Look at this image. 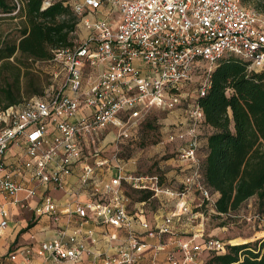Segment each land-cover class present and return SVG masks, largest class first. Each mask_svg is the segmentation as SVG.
<instances>
[{
    "label": "built area",
    "instance_id": "obj_1",
    "mask_svg": "<svg viewBox=\"0 0 264 264\" xmlns=\"http://www.w3.org/2000/svg\"><path fill=\"white\" fill-rule=\"evenodd\" d=\"M84 35L53 50L61 81L29 100L0 108V230L15 215L39 231L0 254V264H206L228 241L182 231L196 219L188 195L214 199L203 182L198 103L226 55L264 66V17L241 0H80L69 3ZM195 74L201 81L180 124L167 130L182 142L177 160L187 175L179 189L158 174L124 172L117 146L131 139L151 109L169 112ZM113 128V129H112ZM114 130V149L97 146ZM128 189L167 195L169 210L150 221ZM62 191L58 198L54 191ZM214 211V209H212ZM14 215V216H15ZM43 223V224H42ZM45 233V232H44Z\"/></svg>",
    "mask_w": 264,
    "mask_h": 264
},
{
    "label": "trees",
    "instance_id": "obj_2",
    "mask_svg": "<svg viewBox=\"0 0 264 264\" xmlns=\"http://www.w3.org/2000/svg\"><path fill=\"white\" fill-rule=\"evenodd\" d=\"M241 2L264 12V0ZM0 13L10 16L9 20L19 19L10 28L15 36L0 31V108H6L22 103L24 93H38L33 81L28 83L34 90L21 91L20 80L27 77L28 62L51 63L54 49L73 45L79 15L62 0H0ZM210 81L205 94L197 99L203 124L210 128L198 155L203 182L217 194L214 212L227 215L255 195L258 212L264 216V66L248 71L247 61L226 55L215 64ZM140 138L138 130L130 141ZM126 192L132 202L152 196L149 190ZM132 193L139 195L132 198ZM205 263L264 264V236L243 243L229 240L223 252L210 253Z\"/></svg>",
    "mask_w": 264,
    "mask_h": 264
},
{
    "label": "rangeland",
    "instance_id": "obj_3",
    "mask_svg": "<svg viewBox=\"0 0 264 264\" xmlns=\"http://www.w3.org/2000/svg\"><path fill=\"white\" fill-rule=\"evenodd\" d=\"M54 1V0H46ZM64 3L71 4L80 0H62ZM250 7V6H249ZM264 17V12H260ZM10 16H6L4 13H0V31L5 36H15L14 30H10L13 26V22L19 20H9ZM84 29L81 24L77 25L74 38L79 39L84 35ZM29 70L27 77H21V91H31L36 87L28 83L33 81L38 84L39 91L37 94L27 96L26 93L22 95L21 101L25 102L32 97L39 96L47 90H55L59 87L61 76H55L56 68L51 63L42 61H29ZM202 77L201 74H195L189 81L184 83L182 87V101L179 106L173 111L163 112L158 109H151L149 115L141 122L144 123L138 125L136 132L141 130V138L139 141H130L128 138L117 146V155L119 157L120 164L123 166L124 172L132 173L135 175L140 174H158L162 177L163 187L179 189L182 186V181L176 180L175 183L168 180L173 175L180 174L181 180L187 175L185 165L180 164L177 160L176 154L182 142L169 141L166 133L168 129L175 127L176 124H180V121H184L183 111L187 101L191 100L196 94V88L199 85ZM12 80V79H10ZM113 129V128H112ZM108 132L104 139L97 143V146H101V156L108 157L112 154L114 145L113 137L116 132L113 130ZM210 128L206 125H200L198 129V136L200 137V143H203V137L207 134ZM135 132V133H136ZM134 133V134H135ZM166 176H165V175ZM166 177V178H165ZM166 179V180H165ZM168 180V181H167ZM174 180V179H173ZM172 184V185H170ZM139 194L132 193V198H137ZM190 197V200H189ZM214 199V193L212 195ZM192 201V202H191ZM171 199L167 195H161L159 197L148 199L139 207L143 208L144 215L150 221H156L169 210L171 205ZM188 202L193 210H197L199 213L193 222H189L185 218H181L177 222V226L182 231H190L191 227L193 231L202 233L200 237H215L225 241H237L240 243L248 240H254L258 237L264 236V216L258 212L257 198L255 195L248 197L238 208V210L230 212L227 215L217 216L212 210L211 202L206 203L203 200L199 192L193 191L188 195ZM195 228L197 230H195ZM41 236V234H38Z\"/></svg>",
    "mask_w": 264,
    "mask_h": 264
},
{
    "label": "crops",
    "instance_id": "obj_4",
    "mask_svg": "<svg viewBox=\"0 0 264 264\" xmlns=\"http://www.w3.org/2000/svg\"><path fill=\"white\" fill-rule=\"evenodd\" d=\"M180 176H181L180 174H178V176L177 175H173L168 180L169 181L171 180L172 184L176 182L175 178H176V180H179L181 182L182 180H181ZM172 184H170V185H172ZM53 194L56 197H58V198L62 197V191H60V190L54 191ZM216 197H217V194L214 193V198H216ZM189 200H190V197H189ZM11 212L14 213L12 215L13 216L12 220L9 222V224L5 228L0 230V254L6 253L10 249H12L14 246L26 243L27 238L33 232L36 233L37 236H38V234H41V236H43L44 234L46 236L47 235H49V236L52 235L53 231L51 229H49V230L47 229L46 231H44L45 233L44 232H40L39 229H38L39 226H33V225H28L27 226V222L24 219L19 218L20 216H16L15 215V209H11ZM195 230H197V229L195 228ZM61 264H71V263H65L64 262V263H61ZM75 264H83V261L77 262Z\"/></svg>",
    "mask_w": 264,
    "mask_h": 264
}]
</instances>
